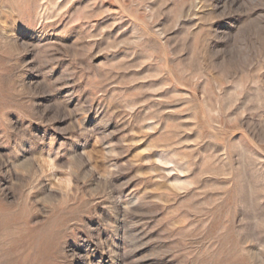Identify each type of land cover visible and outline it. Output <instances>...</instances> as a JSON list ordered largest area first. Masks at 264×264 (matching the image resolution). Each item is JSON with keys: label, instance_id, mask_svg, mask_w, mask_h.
Listing matches in <instances>:
<instances>
[{"label": "rangeland", "instance_id": "1", "mask_svg": "<svg viewBox=\"0 0 264 264\" xmlns=\"http://www.w3.org/2000/svg\"><path fill=\"white\" fill-rule=\"evenodd\" d=\"M0 264H264V0H0Z\"/></svg>", "mask_w": 264, "mask_h": 264}]
</instances>
